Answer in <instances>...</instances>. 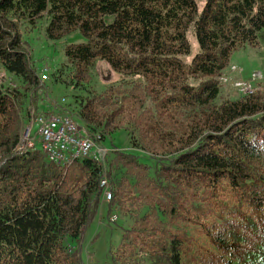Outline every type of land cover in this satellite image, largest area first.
I'll use <instances>...</instances> for the list:
<instances>
[{
	"label": "trees",
	"instance_id": "trees-1",
	"mask_svg": "<svg viewBox=\"0 0 264 264\" xmlns=\"http://www.w3.org/2000/svg\"><path fill=\"white\" fill-rule=\"evenodd\" d=\"M42 15L48 38L86 37L64 50L78 85L97 60L141 78L88 89L77 106L109 149L108 201L100 163L14 150L43 81L19 25ZM263 27L264 0H205L200 11L195 0H0V72L11 79L0 83V264H86L100 216L127 221L116 222L111 264H264V79L235 97L219 81ZM189 30L199 51L185 63Z\"/></svg>",
	"mask_w": 264,
	"mask_h": 264
},
{
	"label": "rangeland",
	"instance_id": "rangeland-1",
	"mask_svg": "<svg viewBox=\"0 0 264 264\" xmlns=\"http://www.w3.org/2000/svg\"><path fill=\"white\" fill-rule=\"evenodd\" d=\"M195 2L198 11H200L205 0H195ZM104 18L106 21L111 20V16ZM48 22V16L42 15L33 21H22L19 25L21 40L30 53L31 61L37 72L39 74L44 72L48 75V78L42 81V86L39 89L37 103L40 105L41 103L46 104V101L49 100L54 101L61 111L73 115L78 121L77 106L79 100L87 94L88 89L102 91L112 83L141 79L138 75L117 74L106 61L97 60L91 70L90 81L85 85H78L75 78L71 77L72 68L67 62L64 50L68 44L85 42L86 37L76 29L58 39H50L46 35ZM257 36V46L240 47L232 52L230 64L222 73V76L227 77V80L220 82L222 94L230 97L243 94L241 91L246 82L251 79L252 73L260 75L259 81L264 79V27L257 32ZM186 37L190 50L179 57L185 63H190L199 51V46L191 30L186 33ZM232 66H235V70L231 68ZM238 83L240 84L236 85ZM254 84L252 82V86ZM126 135L125 130L118 129L111 136L117 146L125 148L128 146ZM141 159L149 162L147 159ZM113 218L115 219V217ZM122 220L117 219L116 222L126 225V219ZM116 222L105 221L100 216L98 225L94 222L88 227L83 241L86 264H111L107 249L110 243V246H114L118 241L120 227Z\"/></svg>",
	"mask_w": 264,
	"mask_h": 264
},
{
	"label": "built area",
	"instance_id": "built-area-1",
	"mask_svg": "<svg viewBox=\"0 0 264 264\" xmlns=\"http://www.w3.org/2000/svg\"><path fill=\"white\" fill-rule=\"evenodd\" d=\"M231 68L235 70V66ZM4 77L8 78L5 72H0V83ZM40 77L44 81L48 75L42 72ZM259 77L258 73H252L251 79L246 82L241 92L246 94L255 91L258 87L255 86L256 84L252 86V82L259 81ZM225 80H227L226 76H219L220 82ZM9 84L15 86L13 81ZM97 138L98 136L89 133L73 115L61 111L57 103L49 100L41 108L38 103L36 106L29 105L28 116L23 122L14 150L19 153L40 150L48 161L62 167H67L82 158H90L100 163L103 167L100 173L102 200L108 201L111 194L104 175V164L109 149Z\"/></svg>",
	"mask_w": 264,
	"mask_h": 264
},
{
	"label": "crops",
	"instance_id": "crops-1",
	"mask_svg": "<svg viewBox=\"0 0 264 264\" xmlns=\"http://www.w3.org/2000/svg\"><path fill=\"white\" fill-rule=\"evenodd\" d=\"M38 105H39V106H43V103H41V105H40V103H38Z\"/></svg>",
	"mask_w": 264,
	"mask_h": 264
},
{
	"label": "water",
	"instance_id": "water-1",
	"mask_svg": "<svg viewBox=\"0 0 264 264\" xmlns=\"http://www.w3.org/2000/svg\"><path fill=\"white\" fill-rule=\"evenodd\" d=\"M2 162H0V164H1Z\"/></svg>",
	"mask_w": 264,
	"mask_h": 264
}]
</instances>
